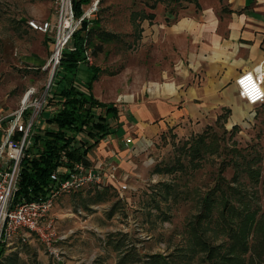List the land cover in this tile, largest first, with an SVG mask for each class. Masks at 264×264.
Segmentation results:
<instances>
[{"label":"rangeland","instance_id":"374dc122","mask_svg":"<svg viewBox=\"0 0 264 264\" xmlns=\"http://www.w3.org/2000/svg\"><path fill=\"white\" fill-rule=\"evenodd\" d=\"M95 1L96 10L89 20L96 19L103 31L116 38L104 44L96 57L91 54L92 64L118 85L162 81L164 70L169 72L173 68L175 50L172 44L167 46L158 40L162 33L160 25H169L179 13L197 12L201 4L213 2L90 0L82 6L83 12ZM150 13H154L151 21L140 19ZM28 20L55 22L52 1L0 0V112L3 115L14 113L31 89L42 96L52 69L48 62L53 44L47 36L29 29ZM53 34L50 31L48 36ZM48 109L54 108L47 106L43 110L35 131L43 124ZM246 110L247 118L232 125L214 122L200 133L186 137L171 130L161 134L140 155L134 172L126 179L123 175L118 179L120 186H128L125 190L118 186L88 187L62 195L50 213L60 238L55 243L54 254L34 237L27 243L14 239L4 244L2 261L5 264H151L153 255H161L170 264H199L200 254L189 250L187 232L188 222L199 210L197 198L213 186L219 167L230 157L231 147L244 152L253 149L264 161V104ZM234 125L238 126L236 132L231 131ZM200 134L206 135L208 142L213 140L217 150L193 164L183 142L188 140L192 144ZM170 165L175 167L172 174L154 172L155 167ZM223 175L231 179L233 168L229 164ZM240 179L244 181L242 174ZM253 189L257 191L256 201L263 207L261 185ZM219 239L215 236L213 242L218 243Z\"/></svg>","mask_w":264,"mask_h":264},{"label":"trees","instance_id":"16d2710c","mask_svg":"<svg viewBox=\"0 0 264 264\" xmlns=\"http://www.w3.org/2000/svg\"><path fill=\"white\" fill-rule=\"evenodd\" d=\"M89 2L72 0L75 18L81 17L82 6ZM153 18L154 13L140 17L149 21ZM115 38L114 34L103 31L96 19H83L61 51L49 89L48 106L54 111L46 118V126L31 136L32 143L20 162L14 203L46 197L50 176L58 167L71 168L78 162L89 166L87 154L110 134L108 116L117 118L118 110L91 94V83L100 75V68L87 65L92 76L84 87L78 84L76 73L80 64L86 65V50L96 57L102 46ZM229 114L230 110L223 108L215 122L225 124ZM237 130V125L231 128L232 132ZM183 147L193 164L217 150L213 140L208 142L204 134L198 135L192 144L184 141ZM231 148L230 157L219 167L213 186L197 198L199 210L187 224L189 250L200 254L199 264H264V161L253 149L244 152ZM228 164L233 168L231 179L223 175ZM174 171L173 165L154 169L159 174ZM244 182L252 187H246ZM258 184L262 187L263 207L256 201L257 191L253 189ZM215 236L221 238L218 243L213 242ZM4 247L0 243V264H5ZM150 259L151 264H170L161 255Z\"/></svg>","mask_w":264,"mask_h":264},{"label":"crops","instance_id":"0c3cea01","mask_svg":"<svg viewBox=\"0 0 264 264\" xmlns=\"http://www.w3.org/2000/svg\"><path fill=\"white\" fill-rule=\"evenodd\" d=\"M160 28L158 40L175 50L173 68L163 71L162 81L118 85L101 71L91 83V94L118 110L117 118L108 116L110 134L87 154L90 166L117 165V182L108 188L121 187V175L126 179L134 172L140 155L161 134L200 133L223 108L230 110L225 125L246 119L251 106L239 97L235 80L243 72H264V0H213ZM76 75L79 85L90 83L87 65L80 64Z\"/></svg>","mask_w":264,"mask_h":264},{"label":"built area","instance_id":"2783aa9c","mask_svg":"<svg viewBox=\"0 0 264 264\" xmlns=\"http://www.w3.org/2000/svg\"><path fill=\"white\" fill-rule=\"evenodd\" d=\"M51 1L54 4L55 22L28 20L26 23L29 29L42 33L51 40L53 52L48 65H52L51 71H55L59 64L61 51L78 29L81 21L91 18L96 10L97 2L95 1L77 19L73 14L72 0ZM50 31L54 32L52 37L48 36ZM85 63L86 65L92 64L89 49L85 51ZM263 83L264 72L262 70L243 72L235 80L239 97L251 107L264 103ZM50 84L48 80L42 96L36 95L34 89L27 91L14 113L3 115L0 112V243L8 244L14 239L27 243L30 238L34 237L46 251L54 254L55 243L60 239L50 218L55 201L68 193L88 187L102 189L115 183L117 165L111 164L106 170L86 166L81 162L73 164L71 168L58 167L50 176V186L46 197L13 202L18 186L20 162L25 150L32 143L31 136L35 131L38 118L48 106ZM53 111L54 109H48L50 114ZM130 141L127 139L126 143ZM120 188L125 189L126 187L121 185Z\"/></svg>","mask_w":264,"mask_h":264},{"label":"water","instance_id":"95a60500","mask_svg":"<svg viewBox=\"0 0 264 264\" xmlns=\"http://www.w3.org/2000/svg\"><path fill=\"white\" fill-rule=\"evenodd\" d=\"M53 74H54V71L52 70L51 73H50V76H49V82H51Z\"/></svg>","mask_w":264,"mask_h":264},{"label":"bare ground","instance_id":"6f19581e","mask_svg":"<svg viewBox=\"0 0 264 264\" xmlns=\"http://www.w3.org/2000/svg\"><path fill=\"white\" fill-rule=\"evenodd\" d=\"M23 100V99H22Z\"/></svg>","mask_w":264,"mask_h":264}]
</instances>
